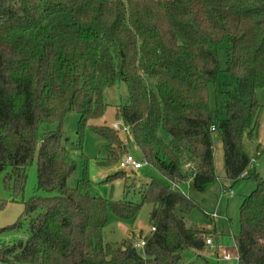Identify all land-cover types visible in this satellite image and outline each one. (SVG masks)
<instances>
[{"label": "trees", "instance_id": "16d2710c", "mask_svg": "<svg viewBox=\"0 0 264 264\" xmlns=\"http://www.w3.org/2000/svg\"><path fill=\"white\" fill-rule=\"evenodd\" d=\"M117 82L128 87L117 117L130 126L129 144L111 125H89ZM263 86L264 0H0V174L14 194L37 159L34 194L0 228L19 234L0 242V263L178 264L184 251L204 250L211 232L187 222L199 205L171 183L203 191L218 178L217 136L226 178L255 183L233 235L238 264H264V178L249 170L244 146L259 128ZM72 112L79 145L87 126L106 139L98 165L113 166L133 144L168 182H134L139 200L126 198L127 184L124 198L98 196L86 174L71 187L77 165L63 125ZM127 177L118 167L106 180ZM146 202L142 252L132 236L105 240L111 214L132 220Z\"/></svg>", "mask_w": 264, "mask_h": 264}, {"label": "rangeland", "instance_id": "374dc122", "mask_svg": "<svg viewBox=\"0 0 264 264\" xmlns=\"http://www.w3.org/2000/svg\"><path fill=\"white\" fill-rule=\"evenodd\" d=\"M223 57V54H221ZM258 100L264 104V86L257 92ZM128 87L125 83H115L106 88L103 92V100L106 109L103 113L90 120L89 125L110 126L120 119L117 117L118 106L126 99ZM210 106L216 108V96L213 84L209 85ZM79 113L72 112L67 115L64 121L63 130L66 132L67 139L65 145L70 151V161L76 162L77 168L69 179V185L75 187L78 179L84 174L92 182V192L104 198L121 199L124 198V187L127 184L128 199L139 200L138 186H132L134 182L139 185L141 182L156 178L164 183L168 180L154 166L145 163L144 167L136 172V177L127 171L128 176L107 181L106 177L118 170V163L113 166L104 167L97 164L100 158L106 139L97 133L93 128L87 126L84 129V138L79 145ZM122 133V132H119ZM167 133L164 132V136ZM122 138L125 139L124 135ZM244 146L251 158L250 171H257L264 178V110L259 117V128L253 138H245ZM128 151L135 159L144 161L141 151L133 144L128 145ZM87 160V165L85 164ZM214 164L217 179L211 182L203 191L191 190L190 183H182L181 187L187 195L193 198L199 205L191 215L187 216L190 226L204 229L211 232L212 245H208L201 251L187 250L182 253L181 262L187 264H238L234 234H237L240 225V206L245 196L255 187V183L247 178H241L237 182L226 178L224 166V149L219 137H214ZM10 171V170H8ZM6 173L0 174V223L9 220L10 223L0 226V228L13 224L24 210V202L27 201L35 192L37 185V159L27 168L23 191L14 194L12 188H7L4 183ZM43 195H47L41 192ZM12 201V202H11ZM11 202V203H10ZM153 204L146 202L137 216L132 220H123L110 215L104 229L106 241L119 243L132 236L135 241H139V236L144 237L151 231L150 212ZM210 228V229H208ZM19 236L15 231H3L0 233V242H10ZM210 236H207V238ZM229 249L234 257L231 260L219 259L218 252L221 249ZM142 252V248H139ZM2 264V263H0Z\"/></svg>", "mask_w": 264, "mask_h": 264}, {"label": "built area", "instance_id": "2783aa9c", "mask_svg": "<svg viewBox=\"0 0 264 264\" xmlns=\"http://www.w3.org/2000/svg\"><path fill=\"white\" fill-rule=\"evenodd\" d=\"M111 127L115 129L118 132H122L120 134H123L125 137V142L126 144H129L131 141H133V136L131 134L130 126L124 123L122 120H119L118 122H114L111 124ZM146 161H139L135 159L130 153H127L124 155L118 163L119 168L124 169V170H139L144 167ZM190 165H186V167H189ZM171 188L174 190H178L180 192H183V189L181 187V183L179 182H173L171 183ZM155 228H152L154 230ZM145 238L142 237L135 243V246L137 248H142L145 245ZM207 245H212V240L207 239L206 240ZM219 258L220 259H231L232 258V253L229 249H221V252L219 253ZM178 264H187L186 262H179Z\"/></svg>", "mask_w": 264, "mask_h": 264}, {"label": "crops", "instance_id": "0c3cea01", "mask_svg": "<svg viewBox=\"0 0 264 264\" xmlns=\"http://www.w3.org/2000/svg\"><path fill=\"white\" fill-rule=\"evenodd\" d=\"M12 202V201H11ZM10 202V203H11ZM6 223H10V221L9 220H6L5 218H4V221L3 222H1L0 223V226H2V225H5ZM208 229H210V228H208ZM212 244H213V241H212ZM237 249V248H236ZM231 251V250H230ZM236 252H237V250H236ZM231 253H232V258L234 257V255H233V252L231 251ZM218 255H219V252H218ZM219 258V257H218ZM231 258V259H232ZM238 258V257H237ZM220 259V258H219ZM231 259H228V260H231ZM224 260H227V259H224Z\"/></svg>", "mask_w": 264, "mask_h": 264}]
</instances>
